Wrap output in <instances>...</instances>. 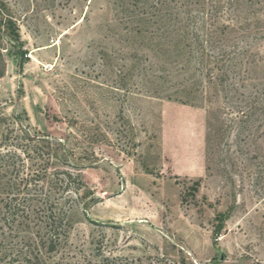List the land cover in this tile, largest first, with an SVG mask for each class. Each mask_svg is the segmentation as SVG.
Listing matches in <instances>:
<instances>
[{"label": "rangeland", "instance_id": "1", "mask_svg": "<svg viewBox=\"0 0 264 264\" xmlns=\"http://www.w3.org/2000/svg\"><path fill=\"white\" fill-rule=\"evenodd\" d=\"M2 1L18 36L0 29V116L42 139L21 158L47 168L67 222L41 264H264V0L226 2L245 37L201 31L204 51L175 65L125 35L110 0ZM222 50L242 54L216 63ZM8 250L0 264H27Z\"/></svg>", "mask_w": 264, "mask_h": 264}, {"label": "trees", "instance_id": "2", "mask_svg": "<svg viewBox=\"0 0 264 264\" xmlns=\"http://www.w3.org/2000/svg\"><path fill=\"white\" fill-rule=\"evenodd\" d=\"M110 2L113 11L112 22L125 31V35L142 37L149 42L148 48L155 53L162 50L166 54H173L175 60L170 63L174 65L178 63L184 47L189 53L192 45L203 49L199 32L206 31L204 33L207 34L209 31V34L215 36V41L222 45L229 37L235 35L245 37L243 33L248 31L251 25L247 18L245 22H238L237 16L232 17L235 19L231 18L226 24L223 22L220 11L224 4L227 2L228 6L236 9L241 6V0H110ZM238 13L239 16L240 12ZM200 15L202 17H199ZM199 22L200 27L196 25ZM2 27L5 36L11 40L16 39L18 35L14 18L9 14L8 7L0 0V29ZM184 42L185 46L181 48ZM225 47L235 49L234 45ZM241 54L222 50L216 63H222L224 59L235 61ZM201 55H204L203 52ZM2 75L1 69L0 77ZM222 81L224 80L220 79V82ZM174 94L177 95V92ZM170 97L166 96L167 99ZM14 125L16 124H8L7 120L0 116V262L9 256L6 252L11 249L13 252L11 255L17 259L16 262L22 260L27 264H41L40 250L54 252L61 235L65 234L66 216L64 214L59 219L51 212L52 206L48 207L49 199L45 193V186L40 185L47 179V168L41 176L37 166H26L27 161L21 158V153L32 151L27 149L28 146L24 142L42 139L31 137L32 134L26 127L18 125L16 128ZM9 134L14 135L8 137ZM9 140L10 143L7 142ZM35 155L37 158L40 157L39 154ZM21 227L29 231L26 233L28 239L21 250L6 246L12 243V239L7 243V239L12 236L11 231ZM34 228L46 230L44 236H39L38 241L35 239L36 235L34 240H31L33 237L31 230ZM15 237L13 238L16 239Z\"/></svg>", "mask_w": 264, "mask_h": 264}]
</instances>
